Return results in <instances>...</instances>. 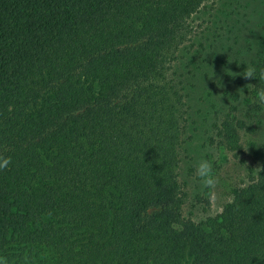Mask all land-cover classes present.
I'll return each mask as SVG.
<instances>
[{"label":"trees","instance_id":"1","mask_svg":"<svg viewBox=\"0 0 264 264\" xmlns=\"http://www.w3.org/2000/svg\"><path fill=\"white\" fill-rule=\"evenodd\" d=\"M214 1L0 0V264H264L263 175L214 216L181 213L198 89H264V29L253 49L243 17L180 63ZM230 105L216 136L238 149ZM249 118L264 144V109Z\"/></svg>","mask_w":264,"mask_h":264},{"label":"rangeland","instance_id":"2","mask_svg":"<svg viewBox=\"0 0 264 264\" xmlns=\"http://www.w3.org/2000/svg\"><path fill=\"white\" fill-rule=\"evenodd\" d=\"M216 0L204 4L190 18V25L195 31L193 47L183 49L180 63L190 61V52L200 49L205 43V38L211 37L215 29L221 28L225 20L230 17H243V33L251 39V46L255 49V40L260 31L264 29V0ZM239 8L238 14L230 12ZM246 19H248L246 21ZM252 87L242 86L237 99H229L219 91L218 86L210 85L211 96L204 94L203 87L196 92L193 102V113L191 128L187 129V140L183 144L178 165V181L182 188L183 203L181 206L182 217L190 218L194 222H201L209 216L220 213L224 205L232 198V191L248 183L253 178L264 176L262 165L264 163V144L256 133L254 123H251L249 116L257 113L259 93L252 94ZM202 97L203 99H200ZM233 98V97H232ZM228 102H225L227 101ZM235 105V114L245 119L246 127L241 129L240 147L229 149L216 136L219 124V113L222 104L226 108ZM232 105L229 106V108ZM232 108V107H231ZM248 128V129H247ZM256 146L261 147V153L256 155ZM206 158L212 163V177L214 182L211 185L204 184L195 175V163L199 158ZM157 210L152 209L154 215Z\"/></svg>","mask_w":264,"mask_h":264},{"label":"clouds","instance_id":"3","mask_svg":"<svg viewBox=\"0 0 264 264\" xmlns=\"http://www.w3.org/2000/svg\"><path fill=\"white\" fill-rule=\"evenodd\" d=\"M211 76H209V77H211ZM246 76L257 78L256 69L249 67L247 70ZM259 78L264 80V69L260 70ZM258 95H259V101L258 102L264 104V89H261L259 91ZM10 163H11L10 158L0 159V168H5ZM195 175L204 184L211 185L214 182L213 177H212V163L206 158H203V157L199 158L195 163Z\"/></svg>","mask_w":264,"mask_h":264}]
</instances>
